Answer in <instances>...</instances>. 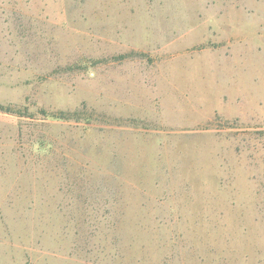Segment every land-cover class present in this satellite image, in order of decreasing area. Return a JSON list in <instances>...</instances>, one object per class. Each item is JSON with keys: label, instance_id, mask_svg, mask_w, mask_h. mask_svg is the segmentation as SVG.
Here are the masks:
<instances>
[{"label": "rangeland", "instance_id": "obj_1", "mask_svg": "<svg viewBox=\"0 0 264 264\" xmlns=\"http://www.w3.org/2000/svg\"><path fill=\"white\" fill-rule=\"evenodd\" d=\"M0 264H264V0H0Z\"/></svg>", "mask_w": 264, "mask_h": 264}, {"label": "trees", "instance_id": "obj_2", "mask_svg": "<svg viewBox=\"0 0 264 264\" xmlns=\"http://www.w3.org/2000/svg\"><path fill=\"white\" fill-rule=\"evenodd\" d=\"M0 111L4 113H13V110H11V108H5L4 106H0Z\"/></svg>", "mask_w": 264, "mask_h": 264}]
</instances>
